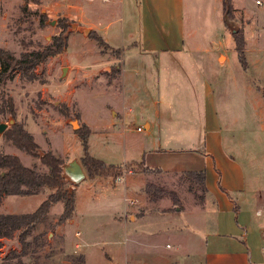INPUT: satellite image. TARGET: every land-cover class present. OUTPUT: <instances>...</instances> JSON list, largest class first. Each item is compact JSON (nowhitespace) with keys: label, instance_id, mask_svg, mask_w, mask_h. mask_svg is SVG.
<instances>
[{"label":"rangeland","instance_id":"374dc122","mask_svg":"<svg viewBox=\"0 0 264 264\" xmlns=\"http://www.w3.org/2000/svg\"><path fill=\"white\" fill-rule=\"evenodd\" d=\"M231 2L242 7L245 16L236 11L234 19H230L222 5L218 10L216 5L208 4L191 20L190 25L198 28L197 37L202 51L189 52L185 49L174 53V56L164 54L165 60L198 63V74H193L195 68L188 69L192 72H188L189 80V77L185 79L184 70L179 68L159 75V68L141 65L147 60L145 57L137 55L131 59L133 54L125 56L122 50L110 48L92 38V29L89 34H83L73 28V25L88 27L80 15L93 12L96 5L102 4L101 0H0V49L20 57L24 52L52 45L55 36L62 34L66 38L61 52L37 65L36 79L30 81L19 72L7 78L6 82L0 79V123H7L9 128L16 121L21 122L39 144L41 155L51 151L62 157L65 163L74 159L82 163L85 152L77 131L87 125L90 128L89 153L106 164L124 167L142 160L159 162L160 154L144 156V144L148 148L154 147V142L157 147L159 144L163 147L174 144L173 139L184 128H191L195 136L204 133V126L201 125L208 110L206 94L211 91L206 85L208 81L214 93L209 106H215L214 110L223 114V117L219 114L221 124L231 114L244 108L243 163L247 169L252 166L254 170L257 166L264 172V132H259L258 126L251 122L249 109L257 95L264 103V0ZM42 13L47 15L44 24L40 18ZM244 24L246 67L239 59L233 38L234 32ZM214 42L223 43L221 50L214 47ZM220 52L228 55V61L223 66L213 63ZM220 60H225L223 54ZM124 61H128L127 69ZM202 62L209 63L210 75H200ZM11 103L16 118L10 113ZM73 121L77 122L76 127ZM146 122L154 124L152 130L146 129ZM138 127L143 131H139ZM254 131L258 145L251 141ZM0 151L18 155L27 166L38 164L42 170H48L39 158L15 147L4 132L0 133ZM254 152L263 159L251 164L247 156ZM173 159L170 156L166 163H172ZM182 172L147 173L148 181L178 192L182 208H172L171 211L179 213L170 218L163 216L154 222L140 221L128 226L124 221L120 223L116 215L138 205V202L126 199L137 197V179L127 181L122 178L117 181L118 178L112 175L90 178L86 172V179L79 184L72 217L61 225L57 224L64 202L53 204L48 216L34 230V235H40L46 243L24 260L28 264H71L72 256L86 254V264H154L152 257L155 253L169 259L168 264L181 263L179 259L182 256L174 255L177 238L165 231L166 227L169 221L173 225L200 222L201 217L194 216L195 210H201L205 204L188 190V183L180 181ZM109 178L110 181L104 183L91 182ZM65 189L77 192L68 178L63 186ZM56 191V187L46 186L36 195H5L0 199V213L33 212L49 194ZM200 191L198 187V193ZM169 206L173 207L170 197L161 199L156 205L149 203V207L158 208L160 212L166 211ZM249 208L254 218L255 210L252 206ZM187 209L191 211H184ZM255 218L261 221L264 215ZM29 239L33 240V237ZM13 250H22L19 232L11 238L2 239L0 264Z\"/></svg>","mask_w":264,"mask_h":264},{"label":"crops","instance_id":"0c3cea01","mask_svg":"<svg viewBox=\"0 0 264 264\" xmlns=\"http://www.w3.org/2000/svg\"><path fill=\"white\" fill-rule=\"evenodd\" d=\"M101 3L96 5L93 12L90 14L84 12L80 18L89 28L95 30L110 48L122 50L125 56L133 54L130 56L131 59L137 55L145 57L147 60L142 61L141 65L159 68V75L164 72L167 74L172 68L183 69L185 79L189 77V80V73L192 72L188 69L195 68L193 74H198L200 68L198 63L190 60L185 62L165 60L164 56L166 54L174 56V53L185 49L189 52L202 51L203 47L197 37L198 28H193L190 22L205 9L204 5H216L218 10L221 5L223 6V0H101ZM234 7L237 12L245 16L242 7L235 5ZM223 21L225 23L224 18ZM245 26L244 24V34ZM213 44L218 50H221L223 46L222 42ZM222 54L225 56L224 61L220 60ZM227 61V53L220 52L213 63L223 66ZM127 62L124 61L125 69H127ZM200 65V75H210L209 63L206 65L202 62ZM204 69L205 72H202ZM206 82L211 93L206 94L208 110L204 114V123L201 125L204 126V133L195 136L191 128H187L188 130L184 128L182 133L173 139L174 144L165 147L159 144L157 147V143L154 142L152 144L155 145L154 147L148 148L144 144L142 148L144 156L155 153L162 156L159 162L145 161L150 167L161 168L164 172L203 169L206 173L208 190L204 208L195 210L194 214L202 220L194 223L188 221L183 225H173L169 221L165 231L177 238V252L174 255L184 257L179 259L181 261V263L177 262L179 264H264V219L259 221L255 218L264 215V172L257 166L254 170L252 166L247 169L243 163L245 110L239 109L236 114H231L224 124H221L219 114L222 113L214 110L215 106H209L214 99V93L213 87L208 81ZM190 85H192L191 81ZM249 109L252 113L251 122L258 126L259 132H264V103L259 95L251 101ZM153 125L152 122L145 123L149 131L152 130ZM188 133L191 134L188 135ZM256 136L255 132L251 141L258 145ZM170 156H173L174 163L173 161L166 163ZM247 158L251 164L259 163L261 162L259 160L263 159L256 153ZM101 177L106 178V176ZM116 178H118L117 181L122 178L127 181L136 178L139 189L137 197L126 198L129 202H131L129 199H134L138 205L126 208L122 214L116 215L120 223L124 221L128 226L140 221L154 222L163 216L170 218L176 212L179 213L177 210L160 212L158 208L149 207V203L156 205L161 200L157 202L147 200L144 192L148 181L147 173L129 172L123 177ZM108 181L110 178L95 179L91 182ZM76 188L77 201L80 186ZM246 202L249 204L246 205ZM250 206L255 210L254 218H252ZM170 208L172 207H166V209ZM258 209H262L260 215L257 214ZM184 211H191V209ZM75 219H73L74 223H76ZM76 234L79 236L80 232L77 231ZM84 255L86 264V254ZM152 260L154 264L169 262V259H164L155 253Z\"/></svg>","mask_w":264,"mask_h":264},{"label":"trees","instance_id":"16d2710c","mask_svg":"<svg viewBox=\"0 0 264 264\" xmlns=\"http://www.w3.org/2000/svg\"><path fill=\"white\" fill-rule=\"evenodd\" d=\"M223 10L228 18L234 19L236 9L231 0H223ZM46 17L47 15L45 13L41 14L42 24L45 23ZM62 28L64 31V25ZM233 36L239 59L246 67V39L243 27L234 32ZM91 37L97 39L101 44L107 45L95 30H92ZM65 41L66 38L62 34L55 36L52 45H48L42 50L24 52L20 57L15 56L9 50L1 48V81L6 82L7 78H12L15 72L21 73L23 78L30 81L36 79L35 68L37 65L47 57L61 52L66 45ZM10 113L16 118V111L12 103L10 104ZM89 132L90 128L88 125L84 129L77 131L82 138L85 152L82 159L83 167L90 178L110 175L123 177L126 173L137 171L164 173L161 168H153L147 165L145 160L133 162L122 167L108 165L103 160L93 157L88 150ZM4 136L15 147L30 154L32 157L39 158L40 163L48 170H42L38 164L27 166L18 155L0 151V199L5 195H36L41 193L46 186L57 188V191L49 194L33 212L0 213V247L3 238H11L17 232H19V240L22 245L21 251L13 250L3 258L2 264H28L24 260L25 257L33 256L34 252L46 243L40 235H34L36 227L48 216L51 206L59 201L64 202V210L59 216L57 224L61 225L69 220L76 209V192L70 191L69 189L63 190V186L67 182V177L64 175V165L66 163L62 157L51 151L41 155L39 144L21 122L16 121L11 127L7 128L4 131ZM180 181L182 183H188V190L195 193L201 203L205 201L208 190L205 170H184L180 175ZM198 187L201 193H198ZM144 192L149 202H157L165 197H170L173 202L172 208H182L181 199L176 190L169 189L154 181H147ZM172 208L167 210L171 211L173 210ZM30 237H33V240H30ZM70 262L71 264H84L85 256H72Z\"/></svg>","mask_w":264,"mask_h":264},{"label":"water","instance_id":"95a60500","mask_svg":"<svg viewBox=\"0 0 264 264\" xmlns=\"http://www.w3.org/2000/svg\"><path fill=\"white\" fill-rule=\"evenodd\" d=\"M77 31L86 34L91 32V28L85 26H76L73 25V28ZM65 72V70H64ZM13 121V120H12ZM73 126L76 127L78 124L76 121H73ZM8 128L7 123H0V133H3ZM64 175L73 183L74 187H77L83 180L86 179V171L83 167V164L78 160L74 159L64 165Z\"/></svg>","mask_w":264,"mask_h":264},{"label":"built area","instance_id":"2783aa9c","mask_svg":"<svg viewBox=\"0 0 264 264\" xmlns=\"http://www.w3.org/2000/svg\"><path fill=\"white\" fill-rule=\"evenodd\" d=\"M260 3V1H258ZM138 130L139 131H143V129L141 127H138ZM131 202H135L134 199H129ZM262 213V209H258L257 210V214L260 215Z\"/></svg>","mask_w":264,"mask_h":264}]
</instances>
